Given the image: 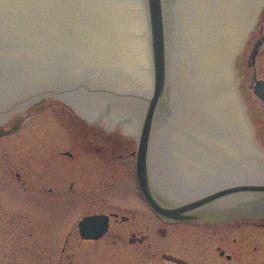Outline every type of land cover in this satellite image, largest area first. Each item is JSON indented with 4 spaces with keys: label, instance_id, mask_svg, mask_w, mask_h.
<instances>
[{
    "label": "water",
    "instance_id": "1",
    "mask_svg": "<svg viewBox=\"0 0 264 264\" xmlns=\"http://www.w3.org/2000/svg\"><path fill=\"white\" fill-rule=\"evenodd\" d=\"M263 8L264 0H0V113L59 100L134 140L138 182L159 213L171 211L149 180L163 202L218 189L190 206L241 202L255 194L230 192L264 190V144L234 65ZM241 61L244 96L254 88L264 100V79L247 86ZM107 225L104 215L79 224L88 238Z\"/></svg>",
    "mask_w": 264,
    "mask_h": 264
},
{
    "label": "rangeland",
    "instance_id": "2",
    "mask_svg": "<svg viewBox=\"0 0 264 264\" xmlns=\"http://www.w3.org/2000/svg\"><path fill=\"white\" fill-rule=\"evenodd\" d=\"M263 36L264 8L235 59L234 70L247 110L264 144L261 130L264 123V100L255 94L254 88L249 89L248 99L244 96L243 77L240 68L236 67V60L240 56L247 85L254 83L255 76L264 79V43L260 47L255 66L248 65L254 44ZM251 104H255V108L263 112V115L254 117ZM15 108L0 113V128L9 130L13 126L19 127L11 134L0 136V177L5 173L4 162L11 166L12 172L9 174L14 175L20 171L26 176V183L30 185L28 190H34L33 185H37L40 180L45 184L42 187L45 191L49 186L59 190L61 184L67 186L70 181L74 184L70 192L58 195L54 210L44 204L40 195L37 198L26 193L20 196L16 191H21V186L14 183L9 186L10 193H5L11 212L19 207L24 208L27 213L35 216L36 222L45 227L50 220L52 230L57 229L58 234L62 231L65 234L68 229L75 231L82 212L101 206L107 211H118L133 219L123 225L125 238L129 234L126 229H131L134 219L135 224L143 230L151 214L153 220H157L140 197L136 184L138 147L134 140L105 132L90 123L74 107L59 100H40L27 104L23 109ZM19 118L25 120L24 123ZM79 192L83 195L76 198ZM22 197H25L23 202ZM158 223L157 220L154 224ZM228 226L226 222H217L218 243ZM110 236L108 234L107 238ZM131 250L132 247L127 245L123 255L132 254Z\"/></svg>",
    "mask_w": 264,
    "mask_h": 264
},
{
    "label": "flooded vegetation",
    "instance_id": "3",
    "mask_svg": "<svg viewBox=\"0 0 264 264\" xmlns=\"http://www.w3.org/2000/svg\"><path fill=\"white\" fill-rule=\"evenodd\" d=\"M18 128L2 129L3 135ZM3 166L5 173L0 177V264H264V190L233 192L255 196H247L241 202H227L219 208H208L218 198L190 206L206 195L172 203L163 202L151 190L156 202L171 211L170 214L156 213L140 193L150 213L157 217L158 224H154L157 220H153L151 214L143 230L134 219L131 229H126L129 234L125 238L123 225L133 219L98 206L82 212L75 231L68 229L65 235L63 231L58 234L57 229L52 230L50 220L45 227L36 222L35 216L24 208L11 212L6 194L10 193V185L18 183L22 192L20 189L16 192L20 196L26 193L37 198L40 195L45 205L56 210L54 202L58 195L70 192L74 182L70 181L67 186L61 184L60 189L57 187L59 190L49 186L45 191L42 188L45 184L40 180L33 185L34 190H28L30 185L22 172L16 171L12 175L9 174L11 166L4 162ZM260 183L264 184V181ZM79 195L76 198L83 194L79 192ZM93 215H104L108 219L107 229L99 238L84 237L79 226L83 218ZM217 222L229 224L219 243ZM108 234L111 236L107 238ZM127 245L132 247V254L123 255Z\"/></svg>",
    "mask_w": 264,
    "mask_h": 264
},
{
    "label": "bare ground",
    "instance_id": "4",
    "mask_svg": "<svg viewBox=\"0 0 264 264\" xmlns=\"http://www.w3.org/2000/svg\"><path fill=\"white\" fill-rule=\"evenodd\" d=\"M259 17H260V14H259L258 18L256 19V21L259 19ZM256 21H255V23H256ZM255 23L253 24L252 28L254 27ZM252 28H251V29H252ZM249 32H250V31H249ZM248 35H249V33H248ZM248 35H247L246 39L248 38ZM246 39H245V41H244V43H243L242 47L240 48V50H239V52H238L237 55H239V53H240L241 50L243 49V47H244V45H245V43H246ZM30 103H31V102H29V103H24V104H22V105L17 106L15 109H16V110L23 109L27 104H30ZM2 117H3V116H2ZM0 121H2V120L0 119Z\"/></svg>",
    "mask_w": 264,
    "mask_h": 264
}]
</instances>
